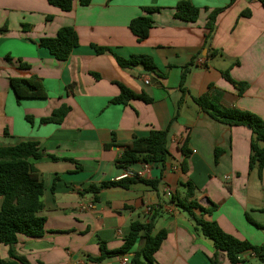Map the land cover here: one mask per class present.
I'll return each mask as SVG.
<instances>
[{
  "label": "crops",
  "instance_id": "obj_1",
  "mask_svg": "<svg viewBox=\"0 0 264 264\" xmlns=\"http://www.w3.org/2000/svg\"><path fill=\"white\" fill-rule=\"evenodd\" d=\"M180 1L90 0L81 5L73 0V9L65 12L48 0H0V27H8L0 35V147L34 141L44 154L31 162L44 183L45 208L40 215L46 217V233L39 238L19 235L15 246L30 264H125V258L128 264L144 247L143 239L129 256L101 263L89 258L100 255L102 242L109 250L121 248L132 221L146 223L153 214L158 215L154 234L168 233L155 264H209L216 252L213 243L171 202L172 196H184L189 181L197 188L201 206H218L208 220L241 240L264 245V170L260 175L249 166L252 131L214 120L193 101L211 93L221 108H240L264 119V6L260 0H236L219 14L208 49L207 18L230 0H188L201 11L194 23L174 17ZM145 7L161 10L148 13ZM245 11L249 17L242 16ZM140 16L153 20L142 42L129 28ZM63 27L74 28L80 40L66 61L38 45ZM92 45L109 48L124 59L149 55L160 77L143 65L122 68L114 53L98 54ZM20 61L30 68H20ZM191 62L183 93L182 73ZM227 69L234 80L249 84L242 95L222 77ZM32 76L42 79L48 98L18 103L10 79ZM119 84L145 93L153 102L112 104L120 94ZM63 105L70 111L61 124L41 123ZM152 130H169L165 166L151 165L150 180L160 181L157 190L137 184L86 192L93 185L122 180L124 169L118 160L125 146ZM186 139L191 150L187 158L182 153ZM216 150L222 151L217 158ZM185 160L187 172L182 169ZM142 166L137 163L130 169ZM0 256L9 259L8 246L0 245ZM242 258V264L260 262L249 252ZM220 261L230 264L224 253Z\"/></svg>",
  "mask_w": 264,
  "mask_h": 264
},
{
  "label": "trees",
  "instance_id": "obj_2",
  "mask_svg": "<svg viewBox=\"0 0 264 264\" xmlns=\"http://www.w3.org/2000/svg\"><path fill=\"white\" fill-rule=\"evenodd\" d=\"M236 0H230L228 6L213 10L205 26L204 47H210L211 40L216 30L217 18L220 13L231 6ZM50 5L60 8L62 11L69 12L73 9V0H48ZM264 6V0H260ZM90 0H80L81 5H88ZM148 13L159 12V7H145ZM174 17L178 20L194 23L200 17V9L190 1L183 0L174 7ZM242 16L249 17L250 12L245 11ZM50 19V18H49ZM132 34L138 42H142L149 37L150 30L153 28V20L149 16H140L133 19L129 26ZM8 32V27H0V35ZM38 45L47 49L57 60L66 61L73 50L80 45V40L75 29L72 27L61 28L55 37H44L38 41ZM98 54L105 52L114 53L111 49L92 45ZM215 55L216 52H213ZM118 64L122 68H130L136 65H143L145 70L158 74L157 65L149 55H133L129 59H124L114 53ZM8 60H11L8 58ZM238 64L235 62L234 65ZM193 62L184 67L181 80V89L185 93V81L190 73ZM20 68L29 69L30 66L20 61ZM222 77L230 82L242 95L249 87L248 83L234 80L230 74V69L221 71ZM11 88L20 103L25 99L48 98V93L42 79L37 76L30 78H11ZM120 94L114 98L112 104L127 105L132 100H142L152 103L153 99L145 93L137 94L123 84H119ZM210 90H216L210 86ZM194 103L207 113L214 120L226 124L230 127L244 126L252 131L250 144V169L257 168L260 175L264 170V119L260 116L240 108H221L211 93H206L200 97L193 98ZM70 108L63 105L55 110L51 116L41 119L42 124L55 123L61 124ZM32 121L31 117H28ZM169 130H152L147 136L135 137L128 145L118 160L121 169H129L137 163H147L151 165L165 166L170 155L168 147ZM182 153L190 156L188 139L182 146ZM222 153L216 150V158ZM44 156L40 149V144L34 141H24L14 146L0 147V245L9 247V259L0 256V264H30L28 260L20 256L16 250L18 236L25 235L31 238L43 237L46 233V217L40 213L44 210V183L40 175L31 162L32 159H41ZM182 169L187 172L188 163H182ZM137 184H144L154 190L158 189L160 181L145 180L140 178H125L119 181L105 182L99 186H91L86 192L99 193L107 188L130 189ZM185 193L183 197L172 196L171 202L186 212L193 220L196 230L205 238L210 240L215 247V254L209 258V264H221L220 253H224L230 264H242V256L245 253H253L260 262L264 263V245L257 246L249 241L241 240L225 232L216 221L208 220L217 209L216 204L209 207L201 206L196 199L197 188L190 181L184 184ZM157 214H153L149 222L139 220L132 221L130 233L125 237L124 244L116 250H109L104 242L100 244V255L90 257V261L101 263L108 258L115 256H129L141 239L144 240V247L134 253L128 264H155V254L159 251L162 243L167 238V231L161 230L154 234ZM251 220V218L248 216Z\"/></svg>",
  "mask_w": 264,
  "mask_h": 264
},
{
  "label": "built area",
  "instance_id": "obj_3",
  "mask_svg": "<svg viewBox=\"0 0 264 264\" xmlns=\"http://www.w3.org/2000/svg\"><path fill=\"white\" fill-rule=\"evenodd\" d=\"M145 83L150 84V80L146 79ZM125 178H140V179L150 180L151 179V164L143 163L142 169L140 170H133L130 168L124 169L123 174L120 179H125ZM226 180H229V177H226ZM124 261L126 264L128 259L125 258Z\"/></svg>",
  "mask_w": 264,
  "mask_h": 264
},
{
  "label": "water",
  "instance_id": "obj_4",
  "mask_svg": "<svg viewBox=\"0 0 264 264\" xmlns=\"http://www.w3.org/2000/svg\"><path fill=\"white\" fill-rule=\"evenodd\" d=\"M151 82H152L153 84H155V83H156V79L153 78Z\"/></svg>",
  "mask_w": 264,
  "mask_h": 264
},
{
  "label": "rangeland",
  "instance_id": "obj_5",
  "mask_svg": "<svg viewBox=\"0 0 264 264\" xmlns=\"http://www.w3.org/2000/svg\"><path fill=\"white\" fill-rule=\"evenodd\" d=\"M259 264H261V262H258Z\"/></svg>",
  "mask_w": 264,
  "mask_h": 264
}]
</instances>
